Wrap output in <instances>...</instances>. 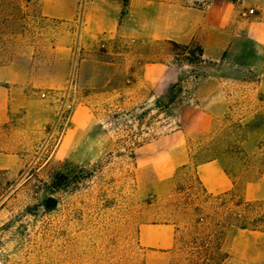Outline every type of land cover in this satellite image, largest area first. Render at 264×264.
I'll return each instance as SVG.
<instances>
[{"label":"rangeland","instance_id":"rangeland-1","mask_svg":"<svg viewBox=\"0 0 264 264\" xmlns=\"http://www.w3.org/2000/svg\"><path fill=\"white\" fill-rule=\"evenodd\" d=\"M165 1L190 21L186 8L219 0ZM225 1L234 46L190 64L166 41L90 35L79 0L72 20L43 16L41 0H0L5 264H145L147 223L174 226L168 264H189L202 243L221 246L222 264H264V232L220 234L235 197L264 200V171L237 176L235 157L264 136V0ZM209 159L232 195L203 190L195 167Z\"/></svg>","mask_w":264,"mask_h":264},{"label":"crops","instance_id":"crops-1","mask_svg":"<svg viewBox=\"0 0 264 264\" xmlns=\"http://www.w3.org/2000/svg\"><path fill=\"white\" fill-rule=\"evenodd\" d=\"M77 0H41L43 16L58 20H72ZM193 18L181 19V7L165 0H88L84 12V28L90 35L117 34L129 40L172 41L184 45L198 41L202 59H216L225 49L234 46V3L219 0L201 9L186 8ZM232 22V26L229 23ZM183 27V29H182ZM9 158L1 160L8 167ZM183 161L180 162L182 164ZM203 190L219 195L233 188L217 159L199 163L195 167ZM174 226L170 223L141 224L137 232L138 245L145 252V264H168L175 243Z\"/></svg>","mask_w":264,"mask_h":264},{"label":"trees","instance_id":"trees-1","mask_svg":"<svg viewBox=\"0 0 264 264\" xmlns=\"http://www.w3.org/2000/svg\"><path fill=\"white\" fill-rule=\"evenodd\" d=\"M124 1V0H120ZM169 45L174 46L184 55L185 59L190 64L202 62V48L198 44L178 45L172 41H166ZM175 86H170L165 96H169V101L174 98L170 93ZM178 91L180 89L178 88ZM235 157L238 160L236 175L242 176L244 173L250 174L254 172L256 175L264 171V136L259 141L257 150L251 155L246 154L243 149L238 146L235 150ZM210 160V159H209ZM225 174L231 179L233 188L235 185L234 179L224 168ZM232 189L220 194L221 196L232 195ZM235 209L230 210L223 220L224 228L220 234H224L229 227L238 230L261 231L264 232V200L245 201L243 198L235 197ZM228 258V254L222 250L220 245L212 243L201 244L198 251L193 254L189 264H222Z\"/></svg>","mask_w":264,"mask_h":264},{"label":"built area","instance_id":"built-area-1","mask_svg":"<svg viewBox=\"0 0 264 264\" xmlns=\"http://www.w3.org/2000/svg\"><path fill=\"white\" fill-rule=\"evenodd\" d=\"M85 3H86V0H79V2H78L79 11H78V17L76 18V22H78V23H82V21H83ZM0 264H5L2 257H0Z\"/></svg>","mask_w":264,"mask_h":264}]
</instances>
